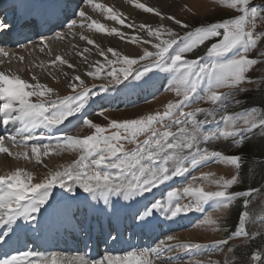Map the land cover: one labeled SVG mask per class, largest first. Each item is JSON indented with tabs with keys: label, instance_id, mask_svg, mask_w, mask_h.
Segmentation results:
<instances>
[{
	"label": "snow or ice",
	"instance_id": "snow-or-ice-1",
	"mask_svg": "<svg viewBox=\"0 0 264 264\" xmlns=\"http://www.w3.org/2000/svg\"><path fill=\"white\" fill-rule=\"evenodd\" d=\"M218 3L233 15L193 26L171 15L165 17L155 8L133 0L137 9L154 14L160 21H172L184 30L181 33L162 22L156 27L141 23L139 28L146 36H134L132 42L151 45L154 50L145 47L142 53L134 54L122 53L111 46L105 50L93 38L84 35V21L91 18L83 9L70 10L64 0L0 3V56L10 55L9 43L25 50L38 48L41 53L51 55L47 41L65 38L64 32H55L60 27L72 32L74 39L78 35L81 41L94 46L98 56L103 58V63L89 60L85 55L90 53L89 47L75 51L88 69H95L87 71V76L102 81L91 87L79 74L67 79L69 73L63 66L73 69V63L61 55L51 59L50 64L59 63L57 70L63 73L71 91L63 97L57 94L51 98L56 90L39 82L36 76L31 78L36 82L30 83L16 73L0 71V125L16 126L14 131L0 135V153L26 161L34 157L37 164L42 162V156H59L69 151L78 154V159L71 163L60 165L56 170L48 169L35 183L34 173L24 168L0 175V250H3L0 264H61L58 257L63 253L37 251L28 247L29 242L24 239L28 233L46 225L65 231L78 229L88 235L95 221L105 245L116 248L123 243L125 221L144 231L164 222H175L192 212L202 214L201 225L211 226L213 231L226 235L211 245L171 244L160 239L153 246L125 249L123 254L110 252L106 247L101 257L79 255L72 264H176V261L203 264L198 257L210 250L224 252L223 264H236L235 250L229 245L230 241L241 238L240 247H250L259 241L257 248L248 254L246 264H264V216L250 211L253 194L264 198V188L249 185L243 190H230L244 184L250 174L255 176L257 167L264 175V160L257 162L255 145L249 144L257 134L264 140V81L258 82L254 75L257 66L264 65L261 39L264 31L257 33V21L264 25V2L218 0ZM87 4L93 5V0H87ZM95 9L106 11L109 20L133 27L126 25L110 7L95 4ZM69 15L79 19H69ZM87 28L125 38L116 28L108 29L95 20L87 24ZM49 32L54 36H48ZM29 33L41 39L31 40ZM201 46L204 52L196 55ZM18 59L23 62L25 57ZM161 73L169 77L164 91H174L178 97L167 103L162 113L124 120L105 115L110 111L106 102L111 103L120 94L155 87ZM245 85H256L255 90L262 92L258 102L246 98L252 89ZM201 102L210 106H193ZM246 104L250 106L242 107ZM96 105L101 107L97 110L93 108ZM230 106L239 110L230 113ZM89 109H93L91 115L103 116L107 124L94 122ZM81 125L91 130L90 134H71L73 128ZM220 141L230 142L238 151L226 154L209 147L212 142ZM126 144L135 147L128 150ZM15 148L22 151L14 153L11 149ZM209 163L230 166V178L210 179L214 174L204 173L191 180L201 179L215 185L216 190H205L204 186L186 182L182 188L168 190L166 198H156L153 194L148 200L146 193H153V189L173 178ZM56 188L61 191L54 195ZM184 197L190 198L187 203H183ZM209 202L212 212L205 208ZM237 203L241 210L234 230H230L221 221ZM257 224L256 230H249V225ZM174 239L173 235L166 237L167 241ZM207 264L220 262L208 261Z\"/></svg>",
	"mask_w": 264,
	"mask_h": 264
},
{
	"label": "rangeland",
	"instance_id": "rangeland-1",
	"mask_svg": "<svg viewBox=\"0 0 264 264\" xmlns=\"http://www.w3.org/2000/svg\"><path fill=\"white\" fill-rule=\"evenodd\" d=\"M95 2L98 4H101L105 7L106 2L109 3V6L117 12L119 15L121 12H119V8L117 6L118 3L122 2H130L133 3V0H93V5H88L87 0H80L78 3H80V8L83 9L87 16H89L91 19L84 21L85 28L83 29V34L86 36H89L95 40L97 44H99L102 48L106 50L108 47H114L118 51H121L122 53L123 50L120 49L119 47H115L114 44H106L103 46L99 40L97 39L98 37L101 39V41L106 40L110 41L112 40V37H118L116 35L108 36L106 34L102 33H97L95 32L94 29H88L87 24H90L92 20H95L98 23H102L105 25L106 28L111 29V28H116L118 31L121 33H124L125 38L120 39L121 43H118V46L122 47L123 46H128L134 48L136 52L142 53L144 48L147 47L148 50H154L151 48V45H142L141 43H134L132 42V37L135 36V34L127 31L123 25L119 24L117 21H112L107 19L105 15V11L102 9H95L93 10V6L95 5ZM160 4L163 6L164 1H159ZM163 2V4H162ZM256 3H262L264 0H254ZM146 3V1H145ZM144 3V4H145ZM150 1L145 4L148 7H152L149 5ZM157 6V7H156ZM158 4L156 3L153 8H155L157 11L163 13L165 17L171 15L174 16L177 19H181L182 21L188 22L193 26H199L201 24H207L210 22H216L219 20H222L224 18H228L233 15V12L231 10L226 11L223 7V5H220L218 3V0H172L171 4H166V10L163 9L159 10ZM117 8V10H116ZM161 8V7H160ZM136 9L137 13L135 15V19L129 20L126 19L125 24L128 25L131 23L133 25V29H138L139 25L141 23H147L150 20H155L151 22V25L154 27L157 26L158 23L162 22L166 27H171L173 30L183 32V29H180L179 26L175 25L172 21H169L167 19H164L163 21H160V18L156 17L152 13H145L142 9ZM162 9V8H161ZM106 16V17H105ZM122 14L120 15V18L122 19ZM77 19H79L77 17ZM129 20V22H128ZM81 31L80 29H77V32ZM140 33H143L144 30L138 29ZM260 31H264V25L261 24V22L258 20L257 21V33ZM65 33V38L62 40H54L53 42L50 43L49 48L51 49V55H49L47 52L41 53L39 52L32 54L33 56H26L25 60L21 62L18 58V56H8V57H2L0 56V71H6V70H14V71H22V73H30V74H36L38 76L40 74L39 70L41 66H52V64L49 63L51 59H53L56 55H61L64 59H67L71 63V58L76 56L75 51L77 50H82L83 47H89L90 49V54L93 58L95 57L96 60H100L103 63V58L99 57L98 54L93 52L94 46L92 45H87L86 41H81L79 39V36L77 35L75 39L73 38V33L69 32L67 29L62 31ZM137 32V30H136ZM67 38V39H66ZM262 41H264V37L261 38ZM49 44V41H47ZM56 42V43H55ZM79 42V43H78ZM99 42V43H98ZM73 44L76 45V48H73ZM204 52L203 46L198 48L196 50V55L202 54ZM131 53V54H134ZM109 58H111V54L109 53ZM13 56V57H12ZM190 57H192V54H189ZM32 57V58H31ZM94 58V59H95ZM194 58V57H192ZM79 59H81L79 57ZM83 60V59H81ZM83 63L84 60L82 61ZM43 64V65H42ZM58 64V62H57ZM84 71L81 73V79L85 80L86 83L88 84L89 87H91L94 84H99L102 81H98L93 79L92 77L87 76L86 72L91 70L94 71L95 69H88L86 63L84 64ZM29 71V72H27ZM33 71V72H32ZM73 71V70H70ZM39 72V73H38ZM52 74V75H50ZM52 71L49 73V76H55L58 78L59 76ZM77 74H79V71L77 70ZM57 75V76H56ZM80 75V74H79ZM254 75L256 76L258 82L259 81H264V65H259L256 68V71L254 72ZM35 76V75H34ZM73 76V75H72ZM69 75L67 78L68 80L71 79L72 77ZM61 80V83L66 86V78H58ZM168 74L166 73H161L160 78L158 79L155 87H149L145 88L143 90H137L135 92H129L127 94H120L114 98V100L111 103H105V106H107L110 111L105 112V115H107L110 119H118V120H124V119H132V118H138L140 115H147V114H154L155 112H163L166 104L169 102H174L178 99L176 97L174 91H164V87L168 83ZM48 80V79H47ZM46 80V81H47ZM49 81V80H48ZM47 81V82H48ZM76 83H79L76 81ZM44 84L52 87L55 89L52 84H49L44 82ZM67 87V86H66ZM245 87L251 88L252 91L248 93V96L246 98L249 99L250 95H254L257 93L256 85H245ZM56 92L52 95L51 98H55V96L59 94L58 90L55 89ZM95 90V89H93ZM264 91V90H263ZM71 91L68 89L67 95H70ZM47 98V97H46ZM245 98V97H241ZM33 101H35V97L32 98ZM195 106H200V107H209L210 105L200 103L199 105H193ZM101 107L100 105L93 106L95 109H99ZM242 107H248L243 105ZM190 110V109H186ZM239 109L230 106L228 111L231 113L233 111H237ZM93 109H89V114L91 118L93 119L94 122L100 123L101 125H106L107 121L104 119L103 116L100 115H91ZM206 127H211V126H206ZM91 130L87 129L84 126L76 127L72 130L71 134L73 135H85V134H90ZM140 140L143 139V137L139 138ZM259 141H264L259 138V134H257L251 142H259ZM31 143V142H29ZM250 143V142H249ZM6 146H8L6 144ZM125 147L128 150H131L132 148L135 147L133 144H126ZM210 148L221 150L225 152L226 154H234L238 151V149L234 148L231 146V143L220 141V142H212L209 145ZM14 153L17 151H22L19 148L11 149ZM29 155H31V151L29 148ZM14 158V157H11ZM58 159V160H57ZM78 159V154L75 152H63L61 155L56 156V155H50L48 157H41V163L37 164L35 161V158L33 157L31 161H26L24 159H17L21 161V165L17 166L19 168H24L25 170H28L32 173H34V180L33 183L37 182V179L41 176H43L48 169L56 170L60 165H67L68 163H71L73 160ZM45 165L47 167H45ZM16 167V168H17ZM15 170V169H14ZM204 173H213L214 175L210 177V179H215L219 178L220 176H224L225 178H230V175L232 174V169L230 166H225V165H220L216 163H209L207 166L203 167H197V168H192L188 173H186L183 176L180 177H175L173 180L166 182L163 185H160L158 188L153 189V193H146V196L148 197V200L150 201L153 198V194L156 198H166V193L168 190H171L173 188H182L185 186L186 182L187 183H192L193 186H204L205 190H216V186L213 184H209L201 179H197L196 181H192L191 177L196 176L200 177ZM5 174L0 169V175ZM258 187L264 188V183L257 185ZM239 186L230 189V190H237V189H243L239 188ZM61 189L56 188L54 190V195L57 192H60ZM189 197H184L183 198V203H187L189 201ZM253 202L250 205V211H252L256 216H264V198H260L257 196V194H253ZM148 202V201H146ZM236 205V204H235ZM234 205V206H235ZM232 207L227 213L225 218H222V224H226L227 227L230 230H234L235 222H237L236 217L239 212L238 208ZM205 208L208 212H212V203L209 202L208 205H205ZM202 217L201 213L197 212H192L187 214L186 216H183L182 218H177L175 222H164L162 225L163 230L165 231L163 236L160 237V239H165L166 243H200L203 245H211V243L215 240L222 239L226 234L223 232H216L213 231L211 226L207 225H201L200 224V218ZM235 223V224H234ZM259 227V225H249V230H256ZM167 235H173L175 239L173 241H167L166 237ZM159 239V240H160ZM158 240V241H159ZM259 243V241H257ZM243 243L242 238L235 240V241H230V245L232 246L235 250V259H236V264H246V261L248 259L247 256L242 255L243 251H246L247 253H250L251 251L255 250L257 248L255 246L250 247L248 249H245L243 247H240V245ZM241 252V253H240ZM71 255V254H70ZM173 255H176V253H173ZM180 255H184V253H180ZM77 256V255H74ZM203 264H207L208 261H219L220 264H223V261L225 259V254L224 252L220 251H214L210 250L207 252L206 255L198 257ZM231 258V257H229ZM61 264H67L64 262H61ZM176 264H182V261H176Z\"/></svg>",
	"mask_w": 264,
	"mask_h": 264
},
{
	"label": "bare ground",
	"instance_id": "bare-ground-1",
	"mask_svg": "<svg viewBox=\"0 0 264 264\" xmlns=\"http://www.w3.org/2000/svg\"><path fill=\"white\" fill-rule=\"evenodd\" d=\"M107 1V0H106ZM145 1H146V3H147V1L149 2L150 1V3H149V5L150 6H155L156 5V3L158 4V8H159V10H162L163 11V9L164 10H166V4H171L172 3V0H135V2L136 3H145ZM159 1H164V5L162 6L161 4H160V2ZM0 3H5V4H7V0H0ZM145 3V4H146ZM95 4H98V3H96L95 2ZM162 4H163V2H162ZM117 6H118V8H119V12H121V14H122V19H124L125 20V22H126V19H129V20H131L132 21V19H135V17H137L136 15H135V13H137V11H135L136 9H134V8H136L135 6H134V4L133 3H130V2H120V3H118L117 4ZM110 6H109V3L108 2H106V4H105V7L104 8H109ZM157 7V6H156ZM162 9H161V8ZM111 8V7H110ZM116 10H117V8H116ZM117 13V12H116ZM120 14V15H121ZM105 15L107 16L108 15V13L105 11ZM105 16V17H106ZM107 18V17H106ZM158 18V17H157ZM129 20H128V22H129ZM152 21H155V20H150L149 22H147V23H149V24H151V22ZM156 22V21H155ZM145 23V22H144ZM131 24V23H130ZM134 25V24H133ZM155 27V26H154ZM125 29H127V31H129V32H131V33H133V34H135V37H138V38H143V37H145L146 36V32L144 31L143 33H140L139 31H138V29H136L137 30V32H136V30L135 29H133L132 30V28H129V27H124ZM77 31V30H76ZM67 39V38H66ZM98 40H99V42L103 45V46H105L106 44H114V46L115 47H119L120 49H122L123 50V52L124 53H126V54H131V53H134L136 50L134 49V48H132V47H128V46H123V45H121L122 47H120V46H118V43L120 44L121 43V38L120 37H112V40H111V42L110 41H107V39L106 40H103V41H101V39L98 37L97 38ZM132 40V39H131ZM49 41V44L48 45H50V43H52L53 42V39H49L48 40ZM50 41H52V42H50ZM57 41V40H56ZM98 42V43H99ZM48 43V42H47ZM56 43V42H55ZM79 43V42H78ZM74 45V44H73ZM76 46V45H75ZM107 49V48H106ZM39 49L38 48H36L35 50H33L32 49V47H29L27 50H25V49H22V48H19V49H15V50H11V52H10V55L9 56H11V55H13V56H18V57H20V56H24L25 58H26V56L28 57V56H33L32 54H35V53H37V52H39L38 51ZM93 52L95 51V49L94 50H92ZM96 52V51H95ZM94 52V53H95ZM86 56H88V58H89V60H96V58L94 59L90 54H85ZM12 56V57H13ZM32 58V57H31ZM81 59H83L82 57H80ZM81 59H79V57H77V56H74V57H72L71 58V63H73L74 65H75V67L73 68V69H69V68H67V66L66 65H64L63 66V70L64 71H66V72H68L69 73V75H77V70L79 71V74L81 75V73H83V71H84V64L85 63H83L82 61L83 60H81ZM85 62V61H84ZM43 65V64H42ZM60 67V65H59V63L57 64V65H52V66H41V67H38V68H40V70H39V72H40V74L38 75V76H36V74H34L36 77H37V80L39 81V82H41V83H44V82H46V83H48L49 82V84H52V86L55 88V89H57L58 90V92H59V94H60V96L61 97H63V96H65V95H67V93H68V88L64 85V84H62L61 83V80H59L58 78L60 77V78H65L64 77V75H63V73L62 72H60V71H58L57 69ZM70 70H73V71H70ZM54 72L55 74H57L59 77L58 78H56V79H53V76H49V73L50 72ZM6 73H16V74H18L22 79H24V80H26V81H29L30 83H35L36 81H33L31 78H32V76H34L33 74H30V73H22V71L20 72V71H14V70H6L5 71ZM27 72H29V71H27ZM33 72V71H32ZM38 72V73H39ZM54 74V75H55ZM50 75H52V74H50ZM56 75V76H57ZM69 77V76H68ZM49 81H48V80ZM48 82H47V81ZM1 126V125H0ZM58 160V159H57ZM19 165H21V161L20 160H17L16 158H11V157H9L6 153H0V169L3 171V172H5V173H7V172H9V171H12V170H14V169H16V167L17 166H19ZM18 168V167H17ZM50 229H52V227H49V226H45L44 228H42L41 230L42 231H47V230H50ZM39 231V230H38ZM34 232H36V231H34ZM32 232H30V233H28V234H31ZM44 234H46V233H44ZM24 239H26V237H24ZM75 257H77V256H74V255H61L60 257H58V259L60 260V262H64V263H67V264H72V261H73V259L75 258Z\"/></svg>",
	"mask_w": 264,
	"mask_h": 264
},
{
	"label": "trees",
	"instance_id": "trees-1",
	"mask_svg": "<svg viewBox=\"0 0 264 264\" xmlns=\"http://www.w3.org/2000/svg\"><path fill=\"white\" fill-rule=\"evenodd\" d=\"M263 91V90H262ZM261 95H262V92H258L257 91V93L256 94H252V95H250L249 96V100L251 101V99H255L257 102L260 100V98H261ZM245 106H250L249 104H246ZM250 146L251 145H255V151H256V158H257V162L259 163V161H261V160H264V156H261V150L262 149H264V141H259V142H251L250 141ZM245 151H247V149L245 150ZM261 182H262V184L264 183V175H261L260 174V171H259V168L257 167L256 168V174H255V176H253L252 174H250L249 175V179L244 183V184H242V185H240V187L239 188H242L243 187V189H245V188H247L249 185L251 186V187H258L257 185H259V184H261ZM243 189H240V190H243ZM235 208H240V204L239 203H237L235 206H234ZM240 210L241 209H239V212H240ZM239 212H238V214H237V217H236V220L238 219V215H239ZM236 223V222H235ZM234 223V224H235ZM258 242H254L253 244H251V246L250 247H254L255 246V244H257ZM257 246V245H256ZM250 247H243L244 248V250L245 249H248V248H250ZM241 253V252H240ZM248 254L249 253H247L246 251H243V253H242V255H243V257L244 256H247L248 257Z\"/></svg>",
	"mask_w": 264,
	"mask_h": 264
}]
</instances>
